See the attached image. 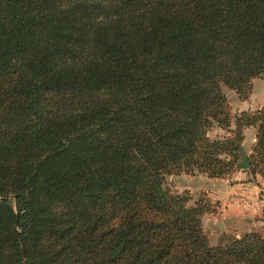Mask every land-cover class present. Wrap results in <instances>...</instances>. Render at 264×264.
<instances>
[{
  "label": "trees",
  "instance_id": "trees-1",
  "mask_svg": "<svg viewBox=\"0 0 264 264\" xmlns=\"http://www.w3.org/2000/svg\"><path fill=\"white\" fill-rule=\"evenodd\" d=\"M254 77L264 0H0V264H264L164 185L223 176L249 125L264 181V103L207 135Z\"/></svg>",
  "mask_w": 264,
  "mask_h": 264
},
{
  "label": "rangeland",
  "instance_id": "rangeland-1",
  "mask_svg": "<svg viewBox=\"0 0 264 264\" xmlns=\"http://www.w3.org/2000/svg\"><path fill=\"white\" fill-rule=\"evenodd\" d=\"M222 92L226 98L229 125L220 127L213 123L207 130L210 138L232 135L234 116L241 110L252 112L264 103V80L252 78L250 92L245 98H239L232 89L225 87ZM240 131V145L248 158L246 168L235 164L221 177H209L202 172L164 176V185L171 191L186 193L189 205L196 202L208 204L211 211L203 212L200 221L210 244H214L222 233L238 236L245 231H256L264 236V181L258 172H252L249 165V160L253 161L256 127L241 126ZM217 222L221 227H217Z\"/></svg>",
  "mask_w": 264,
  "mask_h": 264
},
{
  "label": "water",
  "instance_id": "water-1",
  "mask_svg": "<svg viewBox=\"0 0 264 264\" xmlns=\"http://www.w3.org/2000/svg\"><path fill=\"white\" fill-rule=\"evenodd\" d=\"M239 158L240 159L236 163V166L240 167V168H246L248 166V158L246 156V153H245L242 145H239ZM217 227H221L220 222H217ZM20 247H22V241L21 240H20Z\"/></svg>",
  "mask_w": 264,
  "mask_h": 264
}]
</instances>
